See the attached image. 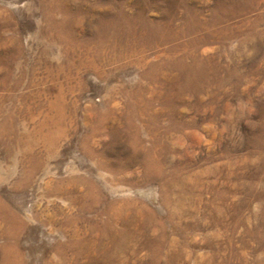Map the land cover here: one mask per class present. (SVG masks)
Returning a JSON list of instances; mask_svg holds the SVG:
<instances>
[{"label":"rangeland","instance_id":"rangeland-1","mask_svg":"<svg viewBox=\"0 0 264 264\" xmlns=\"http://www.w3.org/2000/svg\"><path fill=\"white\" fill-rule=\"evenodd\" d=\"M0 264H264V0H0Z\"/></svg>","mask_w":264,"mask_h":264},{"label":"bare ground","instance_id":"bare-ground-1","mask_svg":"<svg viewBox=\"0 0 264 264\" xmlns=\"http://www.w3.org/2000/svg\"><path fill=\"white\" fill-rule=\"evenodd\" d=\"M31 196V195H30Z\"/></svg>","mask_w":264,"mask_h":264}]
</instances>
